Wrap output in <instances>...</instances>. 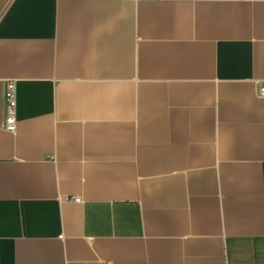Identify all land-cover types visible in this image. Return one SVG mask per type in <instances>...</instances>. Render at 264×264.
I'll return each mask as SVG.
<instances>
[{"label": "crops", "instance_id": "0c3cea01", "mask_svg": "<svg viewBox=\"0 0 264 264\" xmlns=\"http://www.w3.org/2000/svg\"><path fill=\"white\" fill-rule=\"evenodd\" d=\"M262 82L264 0H0V264H264Z\"/></svg>", "mask_w": 264, "mask_h": 264}, {"label": "built area", "instance_id": "2783aa9c", "mask_svg": "<svg viewBox=\"0 0 264 264\" xmlns=\"http://www.w3.org/2000/svg\"><path fill=\"white\" fill-rule=\"evenodd\" d=\"M260 95L264 96V82L260 85L259 88ZM6 101H7V115L4 120V128L8 131H15L16 129V92H15V84L14 82H10L7 85L6 89ZM76 202L81 200L80 197H75Z\"/></svg>", "mask_w": 264, "mask_h": 264}]
</instances>
